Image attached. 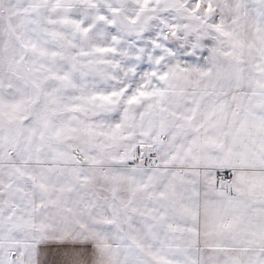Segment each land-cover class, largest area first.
Masks as SVG:
<instances>
[{
    "label": "snow or ice",
    "instance_id": "1",
    "mask_svg": "<svg viewBox=\"0 0 264 264\" xmlns=\"http://www.w3.org/2000/svg\"><path fill=\"white\" fill-rule=\"evenodd\" d=\"M0 264H264V0H0Z\"/></svg>",
    "mask_w": 264,
    "mask_h": 264
}]
</instances>
